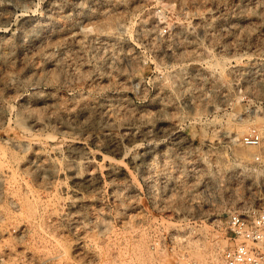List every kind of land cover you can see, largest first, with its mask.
<instances>
[{"label":"rangeland","instance_id":"rangeland-1","mask_svg":"<svg viewBox=\"0 0 264 264\" xmlns=\"http://www.w3.org/2000/svg\"><path fill=\"white\" fill-rule=\"evenodd\" d=\"M251 129L264 0H0V264H223Z\"/></svg>","mask_w":264,"mask_h":264},{"label":"built area","instance_id":"built-area-1","mask_svg":"<svg viewBox=\"0 0 264 264\" xmlns=\"http://www.w3.org/2000/svg\"><path fill=\"white\" fill-rule=\"evenodd\" d=\"M238 142L242 148L258 149L251 164L263 165V137L258 129H251ZM225 232L230 245L223 252V264H264L263 205L252 206L243 211H231L226 221ZM181 257L185 264H201L186 254Z\"/></svg>","mask_w":264,"mask_h":264},{"label":"bare ground","instance_id":"bare-ground-1","mask_svg":"<svg viewBox=\"0 0 264 264\" xmlns=\"http://www.w3.org/2000/svg\"><path fill=\"white\" fill-rule=\"evenodd\" d=\"M231 130V129H230ZM238 130V129H237ZM240 130V129H239ZM241 131V130H240ZM231 132H233V130L231 131ZM242 132V131H241ZM176 134V133H175ZM235 134H236V132H235ZM237 134H239V136H242V134L241 133H237ZM241 134V135H240ZM264 134V133H263ZM181 135V134H180ZM176 136V135H175ZM182 136V135H181ZM180 137V136H179ZM178 138V137H177ZM181 138V137H180ZM182 140V139H181ZM179 143V142H178ZM182 143V142H181ZM180 144V143H179ZM184 144V143H183ZM158 145V144H157ZM240 155H242V156H245L246 154H243V152L242 153H240ZM250 155V154H249ZM241 156V157H242ZM247 156V155H246ZM241 160V159H240ZM247 160V159H246ZM241 161H245V160H241ZM92 178V177H91ZM90 181V180H89ZM199 243L197 242V245H196V243H191V242H189L188 243V246H194V247H197V250H200V248H199ZM201 245V244H200ZM215 245H217L216 243H215ZM215 245H212L213 247H211V256H210V262L211 263H209V264H219V256H218V251H217V249H218V247L219 246H221V245H219V246H215ZM141 247V246H140ZM222 248V247H221ZM221 248H220V250H221ZM142 249H143V247H142ZM209 249H210V247H209ZM208 249V250H209ZM140 251V250H139ZM138 251V252H139ZM144 251V250H143ZM194 251H196V250H194ZM202 251V249L200 250V252H198V251H196V254H195V256H197V255H199L200 253H202L201 252ZM142 252V251H141ZM210 252V251H209ZM197 253H199V254H197ZM207 253V252H206ZM221 253V252H220ZM193 254V255H194ZM205 254V253H204ZM208 254V253H207ZM209 255V254H208ZM220 255V254H219ZM221 256V255H220ZM209 258V257H208ZM207 258V259H208ZM196 259V258H195ZM199 259H201V260H203V255L202 254H200L199 255ZM199 259H197V260H199ZM205 259V258H204ZM206 260V259H205ZM208 260H206V261H204V262H207ZM203 262V261H202ZM199 263H201V261L199 262ZM208 263V262H207Z\"/></svg>","mask_w":264,"mask_h":264}]
</instances>
